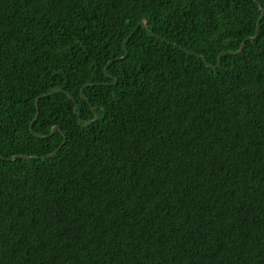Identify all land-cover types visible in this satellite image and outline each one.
Listing matches in <instances>:
<instances>
[{
	"label": "trees",
	"instance_id": "16d2710c",
	"mask_svg": "<svg viewBox=\"0 0 264 264\" xmlns=\"http://www.w3.org/2000/svg\"><path fill=\"white\" fill-rule=\"evenodd\" d=\"M261 5L0 0V264H264Z\"/></svg>",
	"mask_w": 264,
	"mask_h": 264
},
{
	"label": "water",
	"instance_id": "95a60500",
	"mask_svg": "<svg viewBox=\"0 0 264 264\" xmlns=\"http://www.w3.org/2000/svg\"><path fill=\"white\" fill-rule=\"evenodd\" d=\"M256 2H258L260 5H261V3L258 1V0H255ZM261 9H262V16H263V13H264V7L261 5ZM262 16H261V18H262ZM260 18V19H261ZM143 25H145V22H143L142 23ZM258 24H259V21H258ZM258 35V33L255 35V36H253V37H249L250 39H254L256 36ZM244 45H245V42H243V44H242V47H244ZM242 50V49H241ZM58 89H60V88H58ZM75 112H77V109H76V111ZM99 116H98V114H96V118L95 119H97ZM86 122H91V121H86ZM56 128H58V126H54L53 127V130H52V133L54 132V130L56 129ZM16 156H14V157H12V159L13 158H15Z\"/></svg>",
	"mask_w": 264,
	"mask_h": 264
},
{
	"label": "rangeland",
	"instance_id": "374dc122",
	"mask_svg": "<svg viewBox=\"0 0 264 264\" xmlns=\"http://www.w3.org/2000/svg\"><path fill=\"white\" fill-rule=\"evenodd\" d=\"M243 42H245V41H243ZM243 44V43H242ZM243 47H242V45H241V47L239 48V50H237V51H229V52H231L232 54H236V53H239V52H241V49H242ZM52 134V133H51Z\"/></svg>",
	"mask_w": 264,
	"mask_h": 264
}]
</instances>
